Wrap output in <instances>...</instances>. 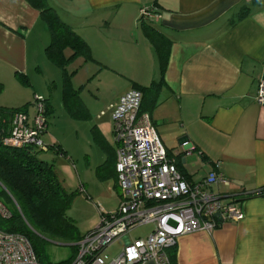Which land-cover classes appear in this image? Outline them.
Here are the masks:
<instances>
[{
	"label": "crops",
	"instance_id": "obj_1",
	"mask_svg": "<svg viewBox=\"0 0 264 264\" xmlns=\"http://www.w3.org/2000/svg\"><path fill=\"white\" fill-rule=\"evenodd\" d=\"M47 3L88 44L93 58L88 63L97 65L94 74L110 86L111 96L103 100L96 121L133 84L148 87L158 81L154 48L138 22L142 8L155 7L148 24L167 39L170 49L159 104L150 115L152 125L187 181H201L220 162L230 186L213 191L226 195L222 204L235 203L241 211L239 220L220 222L211 234L179 238L168 250L171 264H264V197L251 196L264 187V107L255 102L258 82L264 79V0H83L85 13L77 17ZM244 7L250 8L249 14L233 25ZM123 8L130 10L124 31L103 32V12ZM84 25L99 30L82 35L78 29ZM49 41L39 11L25 0H0L3 89L9 85L21 92L16 74H22L34 95L33 80L55 76L44 53ZM21 104L0 107L18 109L28 103ZM108 122L110 126L111 118ZM96 129L102 158L95 174L107 158L104 146L114 156L99 177L114 178L116 204L98 209L81 236L119 204L113 168L116 144L112 146L102 123ZM74 256L72 251L70 258Z\"/></svg>",
	"mask_w": 264,
	"mask_h": 264
},
{
	"label": "built area",
	"instance_id": "obj_2",
	"mask_svg": "<svg viewBox=\"0 0 264 264\" xmlns=\"http://www.w3.org/2000/svg\"><path fill=\"white\" fill-rule=\"evenodd\" d=\"M140 14L149 17L146 9ZM255 102L264 107V79L258 82ZM141 103V93L131 90L110 106L119 204L115 212L101 216L76 244L69 264H171L168 250L176 247L179 238L197 232L211 234L220 222L241 217L237 204H222L226 195L213 191L230 186L221 163H215L201 181H187L156 133L149 114L140 111ZM34 107L32 120L23 110L8 116L0 114L3 147L47 150L41 141L47 131L45 100L36 99ZM8 218L10 211L0 201V220ZM145 225L153 227L146 238H128L133 230ZM120 239L125 240L121 253L105 263L102 254ZM0 264L40 263L24 236L0 230Z\"/></svg>",
	"mask_w": 264,
	"mask_h": 264
},
{
	"label": "rangeland",
	"instance_id": "obj_3",
	"mask_svg": "<svg viewBox=\"0 0 264 264\" xmlns=\"http://www.w3.org/2000/svg\"><path fill=\"white\" fill-rule=\"evenodd\" d=\"M59 13H69L81 16L85 13L86 6L83 0H47ZM130 10L122 9L119 13L115 11H104L100 25L106 27L103 32H122L123 25L126 26L127 16ZM140 14V11H139ZM124 16V17H123ZM140 16V15H139ZM95 25L97 20H93ZM125 29V28H124ZM98 26L86 28L85 25L78 29L82 35L84 32H97ZM119 30V31H118ZM67 56L70 55L66 51ZM87 64V65H86ZM95 64V63H92ZM93 67L90 63L78 58L68 63L67 72L71 75V93L67 104L72 107L75 117H71L63 107L62 89L63 78L59 68L52 65L54 77L47 80V75L33 80L36 94L32 95V88L16 81L21 92L16 91L12 86H5L0 93V106L18 105L28 103L26 109L30 120L35 114L34 102L36 99L46 100L51 111L47 116V131L41 135V141L49 148L48 151H41L37 154L39 160L53 166L56 175L62 186L69 193L74 194L71 208L67 211V217L77 226L80 233L92 225L98 209L112 207L115 202V180L108 178L103 180L95 174V168L101 161L102 153L96 144V126L102 123L106 128L107 136L114 147V137L112 133L111 110L100 114L96 121L95 115L102 107L103 100L110 98V86L104 78H98L94 71L98 67ZM17 86V85H16ZM26 93L28 95H26ZM13 107V106H11ZM90 116H89V114ZM92 115V117H91ZM99 115V114H98ZM108 126H106V125ZM52 147V148H51ZM84 186L82 188V186ZM89 195V197L87 196ZM9 208V207H8ZM99 219V218H98ZM95 221L94 227L98 224ZM93 227V228H94ZM92 228V229H93ZM151 225H145L133 230L128 238H146L152 230ZM125 242L120 239L112 244L102 254L105 263H109L122 251ZM72 255V248L61 242L47 241L43 243L42 264H58L67 261Z\"/></svg>",
	"mask_w": 264,
	"mask_h": 264
},
{
	"label": "trees",
	"instance_id": "obj_4",
	"mask_svg": "<svg viewBox=\"0 0 264 264\" xmlns=\"http://www.w3.org/2000/svg\"><path fill=\"white\" fill-rule=\"evenodd\" d=\"M25 1L33 9L39 11L40 19L49 32L50 41L44 53L48 61L62 72L63 107L71 117L79 119L74 116L72 107L67 104L73 90L71 86L72 74L67 72L66 66L78 58H82L85 62H93L91 50L88 44L69 25L60 20L56 12L48 5L47 0ZM143 9H146L149 17H143L139 14L138 22L154 48L159 67V79L148 87L133 84L132 90L141 93L140 111L150 116L159 104V88L165 84L164 74L168 64L170 43L148 24L152 16L157 13L155 7L150 6L141 10ZM249 12L250 8L244 7L236 20L232 21V24L234 25L247 17ZM66 51H69L70 55L67 56ZM16 78L23 85L29 86L26 76L16 74ZM2 89L0 84V93ZM45 108L47 118L50 105L46 100ZM21 110L24 111L23 108L7 109L0 107V114L8 116ZM101 149L107 158L97 168L98 176L112 165L111 159L114 156V153L106 147L101 146ZM48 150L47 147L46 151ZM39 152L41 150L32 147L11 149L0 144V201L9 207L10 211V218L0 220V230L5 233L24 236L31 245L39 263L42 264L44 242L57 241L70 245L75 254L76 244L83 236L80 235L75 223L66 215L71 208L74 194L64 189L51 164L38 159L37 154ZM113 168L115 174V165ZM251 196L264 197V187ZM13 203L16 204L17 208L14 207ZM71 261L72 258H69L67 261L58 264H69Z\"/></svg>",
	"mask_w": 264,
	"mask_h": 264
}]
</instances>
